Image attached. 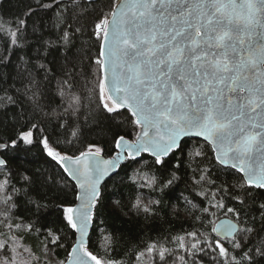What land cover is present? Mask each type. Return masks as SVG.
I'll return each instance as SVG.
<instances>
[{
  "label": "snow or ice",
  "instance_id": "snow-or-ice-1",
  "mask_svg": "<svg viewBox=\"0 0 264 264\" xmlns=\"http://www.w3.org/2000/svg\"><path fill=\"white\" fill-rule=\"evenodd\" d=\"M100 4L101 0L40 3L42 8H57L55 39H44L43 52L38 48L34 58L18 55L13 63L0 56L3 110L18 107L23 119L27 104L34 116L42 110L45 89L55 80L62 111L45 115H54L60 120L57 127L67 131L82 108L92 120L102 113L112 131L113 149L104 158L99 143L76 148L79 125L65 135L64 148L52 144L40 128L38 143L63 173L59 181L21 174L20 188L12 180L11 154L21 143H37L33 130L38 125L25 123L15 138L0 141V264H120L110 253L123 237L105 227L108 219L101 218V182L127 161L134 169L129 180L136 185L141 170L135 164L141 153L152 157L153 167L173 169L164 182L150 177L153 191L163 193L185 165L201 201L185 198L191 227L167 238L175 247L153 242L136 253L137 259L147 252L158 255L161 264L173 255L180 264H205L202 257L212 264H264V0ZM34 11L29 8L10 21L0 16V27L8 23L12 29L10 48L23 50L27 17ZM34 32L42 34L35 26ZM51 48L61 53L54 66L46 61ZM89 84L88 94L82 95L80 89ZM122 125L127 128L123 134L113 131ZM129 132L134 133L131 139ZM189 137L203 142L190 144L185 139ZM74 148L78 154H73ZM64 174L75 184L65 183ZM38 185L48 190L62 185L52 196L59 202L50 205L48 191L36 195ZM21 194L33 216L54 207L56 220L38 227L36 219L17 215ZM160 202L145 203L137 196L129 211L152 217L153 206ZM218 213L228 219L220 220ZM32 235L38 241L35 247L27 242ZM57 249L65 250L63 259L56 258Z\"/></svg>",
  "mask_w": 264,
  "mask_h": 264
},
{
  "label": "trees",
  "instance_id": "trees-1",
  "mask_svg": "<svg viewBox=\"0 0 264 264\" xmlns=\"http://www.w3.org/2000/svg\"><path fill=\"white\" fill-rule=\"evenodd\" d=\"M51 0H0V16L5 21L15 19L18 15L27 12L29 8L34 9L32 15L27 17L28 27L25 33L26 41H21L24 45L23 50L17 48H10V38L8 33L12 30L8 23H3L0 27V56H8L13 63L17 61L18 55H27L29 58H34V54L39 48L43 52L42 41L44 39H55L56 28L53 26L56 22L57 8H42L40 3H50ZM67 4L68 0H64ZM107 0H101V4L106 5ZM34 26L42 32L39 34L34 32ZM79 45V41H77ZM75 51V50H73ZM61 53L55 48L48 50L46 61L54 66V62L60 60ZM42 79V74L39 77ZM89 79L95 80V77L90 76ZM20 87L19 83L16 85ZM92 87L89 84L85 88H81V94L87 95L88 88ZM14 92V90H11ZM27 111L24 113V118L20 119L19 113L21 111L18 107H8L7 110H3V106L0 105V141L6 140L9 137L15 138L19 128L25 123H36L38 128L33 130L37 143L31 146H26L23 143L11 154V160L9 167L12 171L13 183L20 188H23V182L20 180V175L25 174L36 179H47L51 176L54 180L59 181L60 175L63 173L62 168L49 157H47L42 149V146L38 143L42 138L40 128L45 130V134L50 136L52 144H59L61 148L66 147L63 144L66 134H69L71 129L77 125L81 127L80 139L75 142V147L79 150H84L88 143H99L105 151V155H111L112 149V131L108 130L107 121L104 120L103 114L97 117L96 120H92L88 117V109L82 108L79 114V119H73L72 123L68 125L67 131L65 129L57 127L60 120L54 115H45V113H53L62 111L61 97L56 94V81L53 80L49 88L45 89L44 96L41 98L42 110L35 113L34 116L30 115L32 109L30 105H25ZM94 108L95 105H92ZM123 111V110H122ZM16 119H13V117ZM69 119L68 117L64 118ZM120 119H123L121 117ZM24 130H27L26 128ZM127 130L125 125H122L119 129L113 128V131H119L123 134ZM134 133L129 132L128 137L132 138ZM190 144L202 143V139L199 138H185ZM209 154H211V148H208ZM78 152L73 150V154ZM179 155V153H177ZM148 160L147 165L143 164V160ZM141 157L137 158L139 161L135 164L136 169L141 170V175L137 179V184L133 185L129 177L133 176L134 169L127 166V161L121 164L118 171L108 177L104 183V204L101 208V218H107L108 224L105 227L116 232L117 237L122 236L123 239L119 240L115 244V250L110 255L118 260L120 264H161L158 255L155 253H147L137 259L136 253L143 251V249L153 242L165 243V246L175 247L174 245L167 244V238L182 234L184 230H189L191 227V221L187 217L185 208V198L192 200L195 203H200L201 198L196 195L194 186L191 179V169L185 165H182L176 170V176L179 177L169 188L165 189L163 193L159 191H153L150 177H156L159 182H164L171 177L173 169H161L159 166H152V157L147 153H142ZM65 175V183L74 185L70 179ZM0 175V179H2ZM143 184V187L139 185ZM55 187H62V185H56L52 190H48L45 187L37 186L36 195H42L43 192L48 191V203H58V200H53V192ZM64 191H68L67 188ZM137 196H139L145 203L148 200H160L161 202L153 207L156 209L152 217L146 218L143 212L137 214L135 211H129L131 204L135 202ZM69 200L73 199L69 195ZM113 201H120L119 205H114ZM17 203L19 205L17 215L24 216L26 219H36L37 226H48L57 218V212L54 207H49L47 210H41L38 217L33 216L27 210L26 199L21 194ZM231 204V202H229ZM178 211V215L176 211ZM127 213V214H125ZM220 216H224L219 214ZM231 214H229L230 216ZM213 220L216 217H212ZM99 222V221H97ZM210 230V228H209ZM91 232V231H90ZM31 246H37L38 241L35 235L29 236L27 241ZM181 252L182 250L176 249ZM103 255V252H100ZM66 256L64 249L56 250V258L63 259ZM205 264H212V261L208 257H202ZM180 264L178 258L173 255L168 258L167 264Z\"/></svg>",
  "mask_w": 264,
  "mask_h": 264
},
{
  "label": "water",
  "instance_id": "water-1",
  "mask_svg": "<svg viewBox=\"0 0 264 264\" xmlns=\"http://www.w3.org/2000/svg\"><path fill=\"white\" fill-rule=\"evenodd\" d=\"M129 138V137H128ZM190 138H199V137H190ZM129 139H131V138H129ZM199 139H202V138H199ZM76 154H78V153H76ZM148 154V153H147ZM102 155L104 156V158H108L110 155H105L104 153H102ZM141 155H142V153H141ZM139 158V157H138ZM125 162V161H124ZM124 162H122V164L124 163ZM118 169L119 168H117V169H115L114 171H112V172H110L107 176H105L104 177V179H103V181L101 182L102 184L104 183V181L108 178V177H110L111 175H113L114 173H116L117 171H118ZM63 170V169H62ZM74 184H75V182L74 181H72ZM219 219L220 220H227L228 219V217H226V216H220L219 217ZM218 222V221H217ZM91 231V230H90Z\"/></svg>",
  "mask_w": 264,
  "mask_h": 264
}]
</instances>
